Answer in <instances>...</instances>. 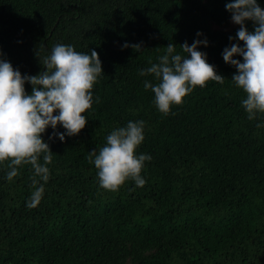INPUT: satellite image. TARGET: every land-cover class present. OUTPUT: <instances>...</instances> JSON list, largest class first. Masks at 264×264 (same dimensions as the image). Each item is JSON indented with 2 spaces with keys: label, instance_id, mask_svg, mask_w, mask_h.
Listing matches in <instances>:
<instances>
[{
  "label": "trees",
  "instance_id": "trees-1",
  "mask_svg": "<svg viewBox=\"0 0 264 264\" xmlns=\"http://www.w3.org/2000/svg\"><path fill=\"white\" fill-rule=\"evenodd\" d=\"M229 2L0 0V58L22 75L41 73L58 43L95 49L104 71L86 126L74 136L62 125L43 134L52 162L49 180L36 178L45 189L37 207H27L31 165L8 181V162L0 163V264H264V113L248 119L246 93L232 80L237 68L223 59L226 47L244 43L230 39L240 25ZM246 25L254 30L253 21ZM197 39L208 41L198 50L224 82L195 87L165 115L144 87L158 80L140 71L170 43L187 56L181 45ZM32 87L26 81L29 94ZM139 120L145 139L136 153L151 156L146 183L100 187L87 156L112 130Z\"/></svg>",
  "mask_w": 264,
  "mask_h": 264
},
{
  "label": "clouds",
  "instance_id": "clouds-1",
  "mask_svg": "<svg viewBox=\"0 0 264 264\" xmlns=\"http://www.w3.org/2000/svg\"><path fill=\"white\" fill-rule=\"evenodd\" d=\"M226 9L232 13L233 22L240 25L236 37L230 39L238 38L244 43L243 46L233 43L222 55L226 63L237 68L232 80L246 93L242 105L248 119L253 120L257 112L264 113V7L257 0H230ZM249 20L254 22L253 31L246 25ZM200 44L207 45L208 41L183 43L182 50L188 55L182 56L176 54L175 45L170 43L158 63L140 71L141 76L154 74L158 80L155 85L145 81L144 87L154 92V103L161 113L169 114L171 107L182 104L197 86L204 87L210 80L224 82V76L217 74L215 66L207 61L206 53L198 50ZM131 46L137 51L142 47ZM236 55L242 56L243 62L234 59ZM42 64L46 71L22 75L10 62L0 58V163L8 162V181L19 174L20 166L31 165L34 190L27 203L30 209L42 200L45 189L40 180L46 183L50 175L47 165L52 162V150L43 134L49 126L56 129L62 125L67 136H74L86 126L88 118L84 113L93 105V88L104 72L95 49L89 55L62 43L51 49ZM26 81L33 86L31 94L25 89ZM144 126L143 120L129 121L125 127L112 130L98 151H90L87 159L98 169L100 187L116 191L129 179L139 187L144 186L146 181L141 173L151 156L136 153L145 139ZM56 136L65 140L64 132H54L52 137Z\"/></svg>",
  "mask_w": 264,
  "mask_h": 264
},
{
  "label": "water",
  "instance_id": "water-1",
  "mask_svg": "<svg viewBox=\"0 0 264 264\" xmlns=\"http://www.w3.org/2000/svg\"><path fill=\"white\" fill-rule=\"evenodd\" d=\"M45 69H46V66H44V67H43V69H42V71H41V72L45 71Z\"/></svg>",
  "mask_w": 264,
  "mask_h": 264
},
{
  "label": "rangeland",
  "instance_id": "rangeland-1",
  "mask_svg": "<svg viewBox=\"0 0 264 264\" xmlns=\"http://www.w3.org/2000/svg\"><path fill=\"white\" fill-rule=\"evenodd\" d=\"M236 25L235 23H233V26Z\"/></svg>",
  "mask_w": 264,
  "mask_h": 264
}]
</instances>
